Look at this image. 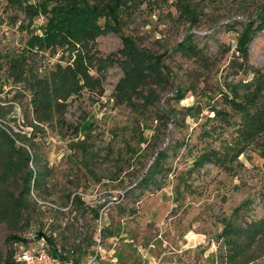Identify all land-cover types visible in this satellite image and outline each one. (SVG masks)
<instances>
[{
	"label": "rangeland",
	"instance_id": "1",
	"mask_svg": "<svg viewBox=\"0 0 264 264\" xmlns=\"http://www.w3.org/2000/svg\"><path fill=\"white\" fill-rule=\"evenodd\" d=\"M193 1L202 11L194 26L178 18L176 0L135 1L123 18L122 33L164 55L166 83L147 82L139 88L142 95H156L152 103L135 98L133 109L115 101L114 86L123 76L117 63L121 40L109 32L95 39L93 65L101 69L91 71L101 75L102 90L83 89L62 100V126L36 122L34 147L46 170L40 187L31 193L28 226L23 220L9 231L0 223V251L14 249L15 263L20 251H36L41 238L53 256L44 233L53 237L62 255L91 238L84 254L75 252L80 262L229 264L219 256L221 219L242 225L264 217V166L256 144L225 166L194 165L201 153L223 152L236 137L239 115L226 103L232 94L228 84L235 86L239 100L252 89L250 67L264 73V30L249 42L247 64L236 52L237 34L256 11L264 10V0ZM0 2V107L7 111L4 121L9 127L28 132L33 119L28 112L30 91L23 82H13L8 67L29 37L42 33L45 19H30L17 7H5L6 0ZM187 33L197 56L174 50ZM71 48H34L27 65L40 75L57 63L66 67L79 47ZM159 152L164 153L163 168L151 182L139 184ZM18 182V177L11 182L14 190ZM74 195L81 203L71 201ZM9 232L25 242L8 243ZM246 264H264V253Z\"/></svg>",
	"mask_w": 264,
	"mask_h": 264
},
{
	"label": "trees",
	"instance_id": "2",
	"mask_svg": "<svg viewBox=\"0 0 264 264\" xmlns=\"http://www.w3.org/2000/svg\"><path fill=\"white\" fill-rule=\"evenodd\" d=\"M135 1L141 0H6L5 7H17L25 17L45 19L42 33L30 36L24 50L11 60L8 67L9 77L13 82H23L30 91L28 112L32 114L33 119L27 126L31 127V130L14 131L4 121L7 111L0 107V223L5 222L9 231H14L23 220V226H28L27 220L34 205L31 193L40 187L45 174L46 165H42L40 155L34 147L38 136L37 123L49 124L55 121L62 126L63 119L59 116L63 106L62 100L71 95L77 96L83 89L102 90L101 75L93 76L91 73L92 69H101L99 65H93L94 59H97L95 39L98 36L112 32L121 40V48L118 50L120 59H117V63L122 68L123 76L117 81L113 91L117 103H127L133 109L136 106L133 100L135 98H141L143 103H152L156 95L152 92L142 95L139 88L147 82L157 85L166 83L163 71L164 55L140 47L131 35L121 32L123 18L129 16ZM175 9L178 18L190 26L198 23L202 12L193 0H176ZM2 22L0 12V24ZM260 30H264V10L256 11L255 17L246 21L236 36V52L245 64L248 63V44ZM193 41L192 34L187 33L183 40L174 46V50L185 56H197L199 51ZM76 44L79 48L75 55L71 53V56H75L71 65L64 67L57 63L43 75L27 65L34 48L54 49L56 46L67 45L72 47L70 50L73 51ZM250 70L254 73L249 83L252 89L241 99H236L235 86L228 84L232 94L226 97V103L239 115L235 139L223 152L211 149L201 153L194 161L195 166H202L204 163L225 166L253 143L258 148L264 166V73L255 67H250ZM215 112L228 117L227 113L221 110ZM84 126L85 129L87 125ZM162 154L164 153H158L139 184H148L152 177L161 171ZM17 177L18 189L14 190L11 182H15ZM71 201L81 203L77 195H74ZM247 203L245 201L241 204ZM221 223L222 229L217 234V239L221 242L219 256L222 260L229 264H246L264 253V217L244 222L242 225L234 224L225 218L221 219ZM42 237L51 244V255L74 263L80 262V255L75 252L84 254L93 243L89 238L85 246L76 244L68 251L69 255H62L57 253L53 237L44 233ZM6 241L25 242V239L9 232ZM13 254L14 249H8L4 253L0 251V264H17L13 260Z\"/></svg>",
	"mask_w": 264,
	"mask_h": 264
},
{
	"label": "built area",
	"instance_id": "3",
	"mask_svg": "<svg viewBox=\"0 0 264 264\" xmlns=\"http://www.w3.org/2000/svg\"><path fill=\"white\" fill-rule=\"evenodd\" d=\"M16 261L19 264H92V259H88L85 262L74 263L68 260H59L56 257L49 256L45 251V245L43 239H40L39 248L32 252L28 250L20 251L15 256Z\"/></svg>",
	"mask_w": 264,
	"mask_h": 264
}]
</instances>
